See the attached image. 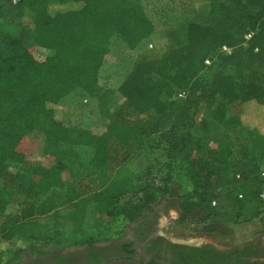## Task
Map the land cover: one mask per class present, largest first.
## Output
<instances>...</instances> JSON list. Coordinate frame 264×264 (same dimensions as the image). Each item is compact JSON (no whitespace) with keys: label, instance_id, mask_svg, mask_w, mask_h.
<instances>
[{"label":"trees","instance_id":"1","mask_svg":"<svg viewBox=\"0 0 264 264\" xmlns=\"http://www.w3.org/2000/svg\"><path fill=\"white\" fill-rule=\"evenodd\" d=\"M94 3L0 0V21L20 25L16 34L0 28V177L12 173L10 163L23 161L17 150L21 140L17 127L42 133L53 144L68 141L60 99L71 90L95 92L106 47L86 42L85 15ZM27 12L29 26L21 24ZM206 15L211 23L188 21L180 27L183 33L172 27L171 44L159 59L140 58L133 64L106 99L105 130L89 137L88 165L101 171L112 145L122 149L134 134L156 136L164 155L159 179L147 173L136 190L139 203H115L95 212L89 233L34 235L27 229L37 214L70 205L64 217L74 234L82 229L87 214L77 192L87 176L86 168L66 163V155L76 156L71 149L55 151L50 165L34 168L33 183L20 185L23 195L32 199L16 214H5L7 203L0 195V264H14L22 254H59L67 247L118 240L146 207L168 196L175 198L179 221L198 214L203 232L229 233L251 224L255 232L264 233V199L260 197L264 175L259 162L264 161V85L259 81L264 78V0H210ZM99 22L115 29L129 48L153 31L150 20L134 6L103 15ZM177 33H182V40H175ZM222 45L231 52H219ZM30 46L45 50L42 60ZM206 58L211 59L209 65ZM180 91L185 96L174 99ZM115 96L121 101L112 109ZM216 98L210 119L220 127L236 124L254 134L258 155L245 146L235 154L230 143L206 147V132L195 115L203 102L209 105ZM121 114L145 117L147 125L127 126ZM63 174L67 183L62 181ZM50 191L57 194L52 199L47 196Z\"/></svg>","mask_w":264,"mask_h":264},{"label":"rangeland","instance_id":"2","mask_svg":"<svg viewBox=\"0 0 264 264\" xmlns=\"http://www.w3.org/2000/svg\"><path fill=\"white\" fill-rule=\"evenodd\" d=\"M209 1L95 0L94 5L85 15L89 25L86 42L100 43L106 47V55L99 71L96 90L91 94L71 90L60 99L61 121L68 141L53 144L42 133L17 127L21 138L17 150L24 158L22 162L10 163L12 173L0 177V195L7 203L6 215L16 214L21 205L32 199L25 197L19 188L20 185L33 183L34 168L39 164L50 165L53 162V153L67 148L74 151L76 156L66 155L64 157L66 163L69 166H80V168L84 166L87 173V176L77 185L78 198L87 209L82 229L76 234L71 233L64 217L71 206L65 205L59 206L45 215H35L31 219L34 223L28 227V232L38 236L79 237L90 232L93 216L98 210L106 209L115 203L122 205L139 203V193L136 190L143 184L147 173L148 177L157 180L163 174V144L154 135L134 134L124 148H114L112 145V154L106 167L101 171H96L88 165L92 152L89 147V137L92 134H101L105 130L107 123L106 99L116 91L133 64L140 58L159 59L167 51L171 44L170 38L174 29L172 27L180 28L191 19L203 23L212 22V18L206 15ZM125 6H134L139 14L150 20L153 25L152 33L134 48H129L123 43L115 29L99 22L101 16L116 14ZM30 17V13L27 12L25 19L21 20V24L31 25ZM19 26L7 25L0 21V28L8 29L13 34L18 32ZM182 30L180 28L179 31L182 32ZM182 33H177L176 39L173 37V40H182ZM30 50L37 57H43L45 54L43 49L36 46H30ZM212 68L217 67L213 66ZM204 78L206 79V77ZM259 81L264 85L263 77ZM120 101L121 98L115 96L111 108L115 109ZM217 101L219 98L209 105L203 102L195 115L197 124L206 132V147L217 148L224 143H230L235 154H239L241 147L245 146L258 155L254 134L244 131L236 124L228 128L220 127L210 119L212 109ZM120 120L125 125H132L136 129L147 125L145 117L134 114H121ZM259 162L264 166V161L259 159ZM13 171H18L20 174L15 175ZM62 178L63 182H68L66 174H63ZM56 195L54 191H50L47 196L52 199ZM178 216L171 209L167 215L161 214L159 217V231L173 240L194 241L206 238L212 239L218 245L239 244L255 240L258 237L264 241V233L255 232L251 224L243 225L235 232L214 234L202 231L203 222L198 214H194L185 221H179ZM120 240H115L113 245L96 242L90 251L96 250L94 253H98L102 257H113L118 254L117 245ZM13 241L14 239L10 243ZM81 252L82 250L70 249L66 253L68 263L89 264L81 257ZM45 255L48 254H22L14 264H22L34 257ZM76 259H78L77 262Z\"/></svg>","mask_w":264,"mask_h":264},{"label":"flooded vegetation","instance_id":"3","mask_svg":"<svg viewBox=\"0 0 264 264\" xmlns=\"http://www.w3.org/2000/svg\"><path fill=\"white\" fill-rule=\"evenodd\" d=\"M171 209L178 214L175 198L171 196L146 207L143 215L127 227V233L117 245L118 254L113 257H102L94 253L96 250L91 252L95 244L92 243L67 247L59 254L34 257L22 264H69L66 253L70 249L82 250L81 257L89 264L118 257L137 258L144 264H264V241L260 237L239 244L218 245L212 239L177 241L165 236L159 231V217ZM114 242L106 241L111 245Z\"/></svg>","mask_w":264,"mask_h":264},{"label":"built area","instance_id":"4","mask_svg":"<svg viewBox=\"0 0 264 264\" xmlns=\"http://www.w3.org/2000/svg\"><path fill=\"white\" fill-rule=\"evenodd\" d=\"M17 1H19V0H12L13 3H16ZM251 33H252V32L247 33V34L245 35V37L248 38V37L251 35ZM43 50H44V49H43ZM44 51H45V50H44ZM219 52H221V53H225V54H229V53L231 52V48L228 47V46H226V45H222V46L219 48ZM44 55H45V54H44ZM35 56H36V55H35ZM43 57H44V56H43ZM43 57H42V56H41V57H37V56H36V58L39 59V60H42ZM204 62H205L206 65H209L210 62H211V59H210V58H206ZM184 96H185V92H184V91H180V92H176V93L174 94L173 98H174V99H181V98H183ZM261 175H264V166L261 168ZM260 197H261L262 199H264V191L260 193Z\"/></svg>","mask_w":264,"mask_h":264},{"label":"water","instance_id":"5","mask_svg":"<svg viewBox=\"0 0 264 264\" xmlns=\"http://www.w3.org/2000/svg\"><path fill=\"white\" fill-rule=\"evenodd\" d=\"M99 264H144L137 258L118 257L100 262Z\"/></svg>","mask_w":264,"mask_h":264},{"label":"crops","instance_id":"6","mask_svg":"<svg viewBox=\"0 0 264 264\" xmlns=\"http://www.w3.org/2000/svg\"><path fill=\"white\" fill-rule=\"evenodd\" d=\"M192 21H196V19H191ZM191 20H189V21H191Z\"/></svg>","mask_w":264,"mask_h":264}]
</instances>
